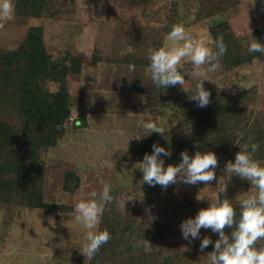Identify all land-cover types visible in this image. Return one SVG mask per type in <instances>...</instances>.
Segmentation results:
<instances>
[{
	"label": "rangeland",
	"instance_id": "obj_1",
	"mask_svg": "<svg viewBox=\"0 0 264 264\" xmlns=\"http://www.w3.org/2000/svg\"><path fill=\"white\" fill-rule=\"evenodd\" d=\"M171 24L183 22L197 36L210 37L214 21L226 20L237 36L240 50L252 39L264 42V0H186ZM203 2V3H202ZM52 16L26 17L14 12L11 19L0 20V61L2 49L17 48L31 25L44 28L45 46L56 59L68 56L82 61L81 71L67 75L72 114L55 146L42 153L45 161L44 199L67 206L65 211L0 204V264H86L80 251L84 230L74 220V204L88 193L111 186L114 200L107 204L112 213L143 224L148 251L178 254L187 264H206L218 233L201 228L200 237L184 239L180 224L207 207V196H216L226 187L230 199H243L254 192L251 182L226 173L227 160L216 168V179L208 184L177 181L162 188L143 183V172L136 164L143 160L130 150L138 141L140 125L149 116L159 117L162 127L176 124L183 117L173 98L155 111L145 113L144 104L150 86L148 66L124 62L128 56L146 58L149 48L163 44L170 12V0H49ZM205 18L193 22L196 12ZM262 37V39L260 38ZM254 54V53H253ZM95 58H99L95 60ZM196 69L185 62V88L195 91L202 81L209 90L208 104L232 100L235 114L254 125L264 118V53L252 60L228 66L222 59L214 72ZM179 85V84H178ZM50 90L58 85L48 82ZM175 93L188 92L181 85ZM235 97L234 99L231 98ZM87 125L80 127L78 117ZM173 121L174 123H172ZM176 126V125H175ZM174 127V126H172ZM143 137L139 140H144ZM195 154L188 146L178 151ZM73 173V189H66L65 176ZM200 192L204 199H197ZM131 198V199H130ZM107 210V209H106ZM204 236L213 243L200 248ZM184 249V250H183Z\"/></svg>",
	"mask_w": 264,
	"mask_h": 264
},
{
	"label": "trees",
	"instance_id": "obj_2",
	"mask_svg": "<svg viewBox=\"0 0 264 264\" xmlns=\"http://www.w3.org/2000/svg\"><path fill=\"white\" fill-rule=\"evenodd\" d=\"M49 0H14L15 13L31 17L53 13ZM186 0H170V12L166 33L179 14V8ZM203 3V2H202ZM197 22L205 18L202 11L196 12ZM214 40L222 36L227 46L221 58L228 66H237L252 60L254 54L240 50L237 36L226 20L214 21L211 28ZM262 39V37L260 36ZM0 61V204L19 205L43 209L44 212L65 211L63 204L44 199L45 161L42 153L55 146L64 133V125L72 114L71 94L67 75L70 71L80 73L82 61L68 56L54 58L48 52L41 25L29 26L26 36L15 49H2ZM99 59V58H97ZM95 58V60H97ZM125 63L148 66L146 58L128 56ZM48 82L58 85L50 90ZM177 85L167 89L156 88L152 81L145 97L144 111L150 113L173 98L183 117L170 124L164 134L153 132L144 140L130 143L134 155L142 158L152 151L153 143L165 146L171 155L165 157V166L177 159L178 151L195 146L197 151L210 150L217 154L220 167L223 160H234L240 150L237 141L257 142L259 148L255 158L264 161V118L250 125L241 114H235L238 105L232 100L199 107L189 98L190 92H177ZM234 99L235 97H232ZM79 126L87 125L84 116L78 117ZM174 123L173 121H171ZM176 125V126H175ZM174 126V127H172ZM71 179L79 184V178L68 173L65 188L73 189ZM221 198L227 197L226 190L219 191ZM230 199V198H229ZM237 207L238 201L231 199ZM107 209V210H106ZM100 228H107L110 239L86 264H187L178 254H164L162 251H148L145 244L143 224L126 218L117 211L112 213L105 206ZM225 232L231 228L225 227ZM139 242V243H137ZM264 244V241L258 242Z\"/></svg>",
	"mask_w": 264,
	"mask_h": 264
},
{
	"label": "clouds",
	"instance_id": "obj_3",
	"mask_svg": "<svg viewBox=\"0 0 264 264\" xmlns=\"http://www.w3.org/2000/svg\"><path fill=\"white\" fill-rule=\"evenodd\" d=\"M14 11V0H0V20L11 19ZM226 51L222 36H218L213 43L210 37L197 36L188 31L183 22L176 23L162 45L147 51L152 84L160 89L179 84L190 92L189 98L195 100L199 107H205L209 103V90L204 88L202 81L196 85L195 91L185 88V75L181 70L185 62H191L196 69L205 66L204 70L214 72ZM247 51L264 53V42L257 38L250 40ZM134 68L135 65H129L130 70ZM140 129V134L133 136L138 140L153 132H165L159 117L151 116L142 122ZM236 143L240 150L234 160L226 162L225 171L231 176L239 175L241 179L249 180L255 191L238 201L239 213L231 199L219 195L207 196L208 206L200 208L194 216L187 217L180 224L182 236L186 240L199 238L202 227L218 233L213 250L207 254L206 264H264V244L258 243L264 241V161L254 155L259 143ZM170 155L169 149L154 142L152 151L145 153L143 160L136 164L143 172L141 181L167 188L177 181L207 185L216 179L218 158L214 151H197L193 155L185 150L180 153L179 163L165 166V157ZM204 198L199 192L197 199ZM113 200L111 186L104 184L99 192L93 190L74 204V220L84 230L80 251L86 258L93 257L110 239V232L107 228L101 229L100 224L105 206ZM226 226L231 228L230 234L225 232ZM210 243H213L211 237L204 236L200 248L204 249Z\"/></svg>",
	"mask_w": 264,
	"mask_h": 264
}]
</instances>
